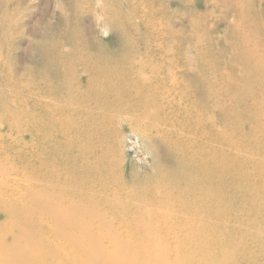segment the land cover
I'll use <instances>...</instances> for the list:
<instances>
[{
    "label": "bare ground",
    "instance_id": "bare-ground-1",
    "mask_svg": "<svg viewBox=\"0 0 264 264\" xmlns=\"http://www.w3.org/2000/svg\"><path fill=\"white\" fill-rule=\"evenodd\" d=\"M163 1L68 0L96 8L112 40L44 46L27 142L0 133L26 150L0 158V264H264V18L253 0H223L240 45L224 72L163 46ZM127 146L142 147L137 165Z\"/></svg>",
    "mask_w": 264,
    "mask_h": 264
},
{
    "label": "rangeland",
    "instance_id": "rangeland-1",
    "mask_svg": "<svg viewBox=\"0 0 264 264\" xmlns=\"http://www.w3.org/2000/svg\"><path fill=\"white\" fill-rule=\"evenodd\" d=\"M85 6H69L68 0H0V133L17 137L22 143L27 142L25 124L28 108L25 102L31 81L48 69V62L42 54L44 46L52 49L57 45L61 51H70L69 38H76V35L86 48L89 46L88 49H97L95 44L100 42L107 46L112 40L111 33L107 37L100 34L101 27L95 19L97 9L90 4ZM252 6L256 14L264 18V0H253ZM230 11L223 0H164L161 13L167 18L166 26L171 31V37L163 41V46H170L176 53L189 52L191 55L194 50H203L215 58L224 72L236 69L238 65L233 52L237 48L240 51V45L227 41V29L232 22L235 23ZM16 97L23 99L16 101ZM18 103L20 108L14 110L12 106ZM8 111L22 114L18 129L8 128L6 120L11 119ZM242 120L244 125L249 126L246 117ZM120 135L123 141L136 140L135 134L126 125L120 127ZM13 143L10 147L7 142L0 144V158L12 157L10 149L13 146L19 152L26 151L21 150L23 144ZM127 147L125 160L137 165V161L143 158L142 147L135 146L136 150ZM19 165L24 167V162ZM18 184L22 186L20 181ZM2 221L4 218L0 213Z\"/></svg>",
    "mask_w": 264,
    "mask_h": 264
}]
</instances>
